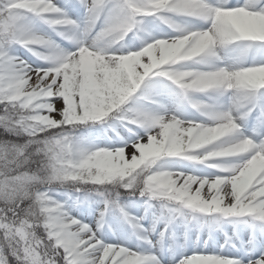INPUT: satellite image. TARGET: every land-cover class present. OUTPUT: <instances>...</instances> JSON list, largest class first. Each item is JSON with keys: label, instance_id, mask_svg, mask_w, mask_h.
I'll list each match as a JSON object with an SVG mask.
<instances>
[{"label": "snow or ice", "instance_id": "1", "mask_svg": "<svg viewBox=\"0 0 264 264\" xmlns=\"http://www.w3.org/2000/svg\"><path fill=\"white\" fill-rule=\"evenodd\" d=\"M0 264H264V0H0Z\"/></svg>", "mask_w": 264, "mask_h": 264}]
</instances>
